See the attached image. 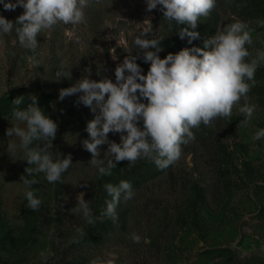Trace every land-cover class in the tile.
<instances>
[{"label":"rangeland","instance_id":"rangeland-1","mask_svg":"<svg viewBox=\"0 0 264 264\" xmlns=\"http://www.w3.org/2000/svg\"><path fill=\"white\" fill-rule=\"evenodd\" d=\"M23 11H5L0 5V14L13 22ZM236 20L252 29V44L246 45L250 60L264 51V0H217L198 23L200 36L192 44L179 38L183 25L165 19L159 6L147 11L146 0H99L86 9L85 23H60L38 35L39 66L30 63L33 52L19 44L14 30L0 34V264H90L93 259L114 264H264V138H252L264 128V64L248 93V103L257 105L252 119L241 123V98L230 117L193 129L195 139L182 145L179 160L162 170L147 160H125L110 176H99L89 164L92 154L83 147L95 113L80 102L82 93L59 99L61 89L88 75L87 68L90 79L115 82V68L128 55L138 56L146 75L150 62L133 44L143 28L153 29L149 37H165L159 53L164 58L185 47H203L218 29ZM58 70L68 76L58 79ZM32 95L57 122L52 151L61 158L70 155L73 162L60 181L49 183L43 173L35 175L32 190L42 200L38 210L29 208L24 196L22 177L33 178L26 173L30 165L19 150L9 153L13 137L6 135L13 126L12 101L24 96L23 108ZM108 138L120 142L119 133L110 132ZM99 147L103 159L108 145ZM120 180L131 183L133 198L121 200L115 220L104 217L88 224L78 208L80 194L99 217L111 200L104 184ZM133 233L141 236L139 243L133 242Z\"/></svg>","mask_w":264,"mask_h":264},{"label":"clouds","instance_id":"clouds-1","mask_svg":"<svg viewBox=\"0 0 264 264\" xmlns=\"http://www.w3.org/2000/svg\"><path fill=\"white\" fill-rule=\"evenodd\" d=\"M98 2L0 0L5 11H14L17 7L24 10L15 22L0 14V34L14 30L19 44L33 52L30 63L39 66L38 35L60 23L73 26L85 23L86 9ZM216 5L217 0H146L147 11L159 6L165 19L183 25L178 35L181 40L187 37L189 44L199 38L200 33L195 30L198 23ZM251 31L246 22L236 20L218 29L204 41L203 47H185L161 58V42L165 37L147 36L153 29L146 27L133 40L135 47L143 50L144 62H150L146 75L137 63L138 56L128 55L115 68V82L108 77L99 81L90 79L91 68H87L88 75L73 86L61 89L60 100L82 93L80 102L95 113L94 119L87 123L89 139L83 141V147L92 154L89 164L96 168L98 175L110 176L117 163L125 160L134 164L143 159L154 162L161 170L168 168L181 157L182 145L195 139L193 129H199L201 124L210 125L216 117H230L233 106L241 98L245 101L239 109L245 117L241 123L246 125L257 108L248 103V93L256 83L257 68L264 64V51L246 59L250 57L246 45L252 44ZM56 76L59 79L68 75L58 70ZM29 100L23 108L20 106L24 96L12 101L16 106L12 111L13 126L6 129V135L13 137L8 143L9 153L19 150L22 159L30 165L26 173L33 178L22 177L24 196L27 206L38 210L42 200L32 190V185L37 183L35 175L43 173L49 183L60 181L73 162L70 155L61 158L52 151L57 122L39 106L35 95ZM110 132L120 134L119 143L109 140ZM252 138H264V128ZM105 144L108 148L101 159L99 146ZM103 187L111 200L105 201L106 207L99 217L93 215L83 193L78 197V208L90 225L104 217L115 220L121 200H131L135 195L127 180H120L116 185L105 183ZM80 234H84L82 230ZM131 238L135 243L141 240L135 233ZM90 264H114V261L93 259Z\"/></svg>","mask_w":264,"mask_h":264}]
</instances>
